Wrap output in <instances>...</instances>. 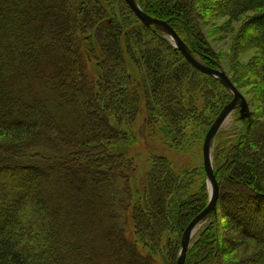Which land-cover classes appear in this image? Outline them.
<instances>
[{
  "label": "trees",
  "instance_id": "trees-1",
  "mask_svg": "<svg viewBox=\"0 0 264 264\" xmlns=\"http://www.w3.org/2000/svg\"><path fill=\"white\" fill-rule=\"evenodd\" d=\"M201 1L136 0L222 69L200 35ZM226 3L234 22L255 15L244 26L261 56L262 110L238 112L215 139L217 210L186 264H264V0ZM239 48L231 70L242 75ZM232 99L124 0H0V264H102L106 248L119 264H176L184 231L209 204L204 166L176 171L153 156L136 193L131 149L140 129L181 153L198 149Z\"/></svg>",
  "mask_w": 264,
  "mask_h": 264
},
{
  "label": "rangeland",
  "instance_id": "rangeland-1",
  "mask_svg": "<svg viewBox=\"0 0 264 264\" xmlns=\"http://www.w3.org/2000/svg\"><path fill=\"white\" fill-rule=\"evenodd\" d=\"M196 4H197V9L198 6L200 7V5L204 6L203 11H199L198 9L199 17L201 20L200 35L203 37L206 44H208L210 48H212V50L215 52V54L218 55L219 58L221 59L222 69H218V70H222L226 74L232 75L235 78H237L241 86L240 87L241 93L249 103L251 112L254 111L256 115H259V113L262 110L261 93L259 86L256 84L257 81L255 83V81L253 80L256 79V76L258 74V67L260 64L261 56L258 48L254 47L253 45L247 42V39L245 38L247 34L245 33L247 28L246 26H244L245 22L251 19L252 17H254L255 15L250 13L248 15H245L244 18H241L239 21L234 22L233 18H230L226 13L227 12L226 0H204V2L201 1L199 3L197 2ZM247 31L252 32L250 28ZM164 35L172 43L169 36L166 33H164ZM235 41H237L240 47L239 48L240 53H238V55L234 58L235 62L236 63L238 62L235 66L237 68L239 67L238 71L244 72L242 75H240L236 71L234 72L231 70L233 54L232 53L230 54V48L233 46V43ZM238 112L239 111L237 110L230 117L229 121H227V123L223 126V128L220 131L231 129L235 125L234 124L235 115ZM261 121L262 123H264V117H262ZM152 131L150 130L141 131L140 129L137 136V143L131 149V158L134 160V164L136 166V175L131 185L133 187V191L136 193L141 192L144 188V183L146 181V174L149 170L151 158L153 156L166 157L167 159H169L173 168L176 171L193 169L203 164V145L201 147L200 142H199L200 148L198 147V149L195 150L192 149L191 151H188V153H181L171 148L170 141L167 138H165L160 132H157L154 129ZM214 145H215V140H214L213 148ZM206 184L208 187L207 180H206ZM55 198L59 199L60 197L55 195ZM70 199L71 202L73 203L79 201V199L76 197H72ZM66 202L67 201L65 199L62 203L63 206L67 204ZM207 221L208 220H206L197 229V231L194 234L193 240H195V238L198 236L200 230L204 225H206ZM88 230L93 235H96L98 239H100L99 237L102 238L104 236V234L101 236L100 230L96 228V226L94 225H90V228H88ZM108 245H110V243L109 244L107 243V246ZM106 249L110 251L106 253L107 256H105V259L104 260L102 259V264H119L118 260L120 259H118L119 257L114 252V249L113 248L112 249L106 248Z\"/></svg>",
  "mask_w": 264,
  "mask_h": 264
},
{
  "label": "water",
  "instance_id": "water-1",
  "mask_svg": "<svg viewBox=\"0 0 264 264\" xmlns=\"http://www.w3.org/2000/svg\"><path fill=\"white\" fill-rule=\"evenodd\" d=\"M128 7L141 23L147 27H156L166 33L171 39L174 47L178 49L184 58L201 73L211 76L220 81L233 95L232 101L225 106L219 116L216 118L208 130L203 144V166L207 177L209 188V204L207 208L200 213L186 228L181 241V250L176 264H186L187 255L191 248L192 240L197 229L210 218L217 210V202L220 194L219 184L214 172L213 165V144L218 133L229 121L230 117L238 110L242 120H248L251 117L249 103L233 84L227 74L222 70H215L203 65L193 55L188 46L183 42L177 32L165 21L152 18L146 14L138 5L136 0H124Z\"/></svg>",
  "mask_w": 264,
  "mask_h": 264
}]
</instances>
